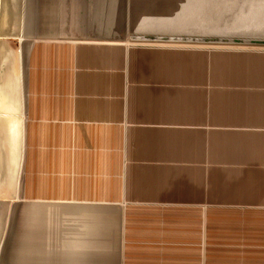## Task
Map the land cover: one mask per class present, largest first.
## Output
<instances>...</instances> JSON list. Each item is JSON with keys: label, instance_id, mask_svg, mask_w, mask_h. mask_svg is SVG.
<instances>
[{"label": "crops", "instance_id": "crops-1", "mask_svg": "<svg viewBox=\"0 0 264 264\" xmlns=\"http://www.w3.org/2000/svg\"><path fill=\"white\" fill-rule=\"evenodd\" d=\"M217 1L1 0L0 264H264V46Z\"/></svg>", "mask_w": 264, "mask_h": 264}, {"label": "water", "instance_id": "water-1", "mask_svg": "<svg viewBox=\"0 0 264 264\" xmlns=\"http://www.w3.org/2000/svg\"><path fill=\"white\" fill-rule=\"evenodd\" d=\"M210 9L216 12L211 22L223 30L209 38L264 46V0H222Z\"/></svg>", "mask_w": 264, "mask_h": 264}, {"label": "rangeland", "instance_id": "rangeland-1", "mask_svg": "<svg viewBox=\"0 0 264 264\" xmlns=\"http://www.w3.org/2000/svg\"><path fill=\"white\" fill-rule=\"evenodd\" d=\"M0 2H1V0H0ZM20 218H21V210H19V219H20ZM19 232H20V229H19ZM42 263H44V262H42ZM87 263H90L89 260H88Z\"/></svg>", "mask_w": 264, "mask_h": 264}]
</instances>
